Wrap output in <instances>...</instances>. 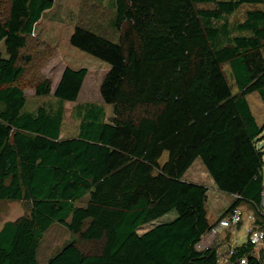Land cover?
Wrapping results in <instances>:
<instances>
[{"label":"trees","instance_id":"trees-1","mask_svg":"<svg viewBox=\"0 0 264 264\" xmlns=\"http://www.w3.org/2000/svg\"><path fill=\"white\" fill-rule=\"evenodd\" d=\"M242 21L226 17L242 4ZM53 0H10L0 20V200L31 202L29 215L0 228V264H38L41 239L53 222L75 240L45 264H218L216 247L197 248L203 234L241 201L264 210V125L246 95L264 104V0H114L117 40L76 25L74 47L106 62L99 93L112 106L77 108L75 136L62 138V109L25 111L20 50ZM227 63L238 89L222 71ZM85 67L66 66L53 94L78 98ZM48 79L35 92L46 95ZM163 151L168 155L163 163ZM199 157L217 188L235 200L217 219L203 185L182 179ZM87 196L84 205L76 201ZM175 210L174 219L138 233ZM259 215V214H258ZM257 220V219H256ZM264 229V214L257 221ZM248 240L229 260L261 264Z\"/></svg>","mask_w":264,"mask_h":264},{"label":"rangeland","instance_id":"rangeland-1","mask_svg":"<svg viewBox=\"0 0 264 264\" xmlns=\"http://www.w3.org/2000/svg\"><path fill=\"white\" fill-rule=\"evenodd\" d=\"M9 3L10 0H0V20L6 16ZM262 7L263 5L261 4H242L235 12L226 17V20L229 23L242 21L247 10ZM114 13V0H53L51 8L44 10L40 19L34 25L33 33L26 39V46L20 50L21 58L19 59V64L24 65L25 69L16 83L24 92V110L34 111L37 107L44 106L46 110L54 112L61 108L63 113L61 124L62 138L75 136L78 133L80 116L77 108L82 107L84 104L95 103L103 106L106 119L112 115V106L105 103L99 93L101 80L109 65L74 47L69 39L73 28L76 25H80L116 41L118 32L111 25ZM261 52L264 57V46ZM0 53L2 56H7L2 41H0ZM66 66L74 69L80 67L87 69L78 98L74 101H60L53 94L54 87ZM222 71L230 85L231 91L238 93L231 69L227 63L222 64ZM43 79L50 81L51 90L46 95H37L35 84ZM246 99L257 124L263 126L264 104L259 93L257 91L248 93ZM1 108L2 105L0 104ZM262 135L263 138L258 144H262L264 147V130ZM167 155V151H163L159 158L160 164L166 160ZM262 173L264 179V166ZM182 179L205 187L212 214L217 219L235 200V195L222 192L217 188L199 157L185 171ZM86 197L76 201V204L84 205ZM235 207L241 211L238 223L222 228L213 240L210 236H207L202 241V246L216 247L219 262H223L222 264L232 263L228 260L230 248L233 249L234 246L241 244L246 239V234L255 225L260 226L257 221L258 219L260 220V214H264V210L256 208L248 201H241ZM233 209L228 210V214L224 217L229 216ZM30 210L31 202L29 200H0V228L7 220H14L22 215H29ZM176 215V211L171 210L161 217L140 226L138 233L157 223L170 221ZM220 221L218 219L215 224ZM71 240H75L77 246L86 253L95 252L99 248L98 242L81 241L73 236L64 225L53 222L41 239L37 251V263L45 264L50 256L58 252L64 244ZM252 254L261 264H264V241L255 245ZM225 258H227V261L224 260Z\"/></svg>","mask_w":264,"mask_h":264},{"label":"built area","instance_id":"built-area-1","mask_svg":"<svg viewBox=\"0 0 264 264\" xmlns=\"http://www.w3.org/2000/svg\"><path fill=\"white\" fill-rule=\"evenodd\" d=\"M232 211L233 212L229 216L221 219V221L219 223H217L215 226L211 227L210 230H208L205 234L202 235L200 241L196 244L197 248L200 249V248L208 247V245L202 246V241H204L207 236H210L211 239L213 240L216 237L215 235L222 228H227L231 225H236V223H238L241 211L237 208H234ZM248 240L250 243H252L254 245H258V243H261V241L263 242L264 241V230L259 225H255L254 228H252L248 234ZM230 254H231V250L229 251V255ZM226 259L227 258H225L224 260H226ZM238 261H240V264H247V260L245 257L241 258V260H238ZM222 263L223 262H221V261L219 262V264H222Z\"/></svg>","mask_w":264,"mask_h":264},{"label":"clouds","instance_id":"clouds-1","mask_svg":"<svg viewBox=\"0 0 264 264\" xmlns=\"http://www.w3.org/2000/svg\"><path fill=\"white\" fill-rule=\"evenodd\" d=\"M54 88H55V87H54ZM53 91H54V90H53ZM262 205H264V198H263V201H262ZM254 206H255V205H254ZM234 208H236V207H234ZM256 208L260 209V207H258V206H257ZM226 214H228V212H226ZM226 214H225V215H226ZM225 215H224V216H225ZM224 216H223L221 219H223ZM221 219H220V220H221ZM215 225H216V224H214L213 226H215ZM213 226H212V227H213ZM261 228H262V227H261ZM262 229H263V228H262ZM263 230H264V229H263ZM249 232H250V231H249ZM249 232L246 234V239H245L244 241L248 240V234H249ZM244 241H243V242H244ZM248 242H249V240H248ZM261 242H262V241H261ZM251 244H252V243H251ZM258 244H259V243H258ZM238 245H239V244H238ZM208 247H209V246H208ZM210 247H212V246H210ZM254 247H255V245L253 244V249H254ZM230 250H231V252H232L233 249L230 248ZM230 250H229V251H230ZM218 258H219V255H218ZM242 258H243V257H242ZM245 258H246V257H245ZM218 260H219V259H218ZM239 260H241V258H240ZM246 260H247V259H246ZM218 264H219V261H218ZM230 264H233V263H230ZM238 264H240V261H238Z\"/></svg>","mask_w":264,"mask_h":264}]
</instances>
